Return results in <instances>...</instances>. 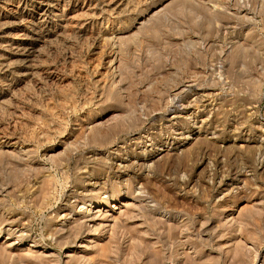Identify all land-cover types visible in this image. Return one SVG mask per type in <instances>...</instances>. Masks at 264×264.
Listing matches in <instances>:
<instances>
[{
    "label": "rangeland",
    "instance_id": "1",
    "mask_svg": "<svg viewBox=\"0 0 264 264\" xmlns=\"http://www.w3.org/2000/svg\"><path fill=\"white\" fill-rule=\"evenodd\" d=\"M54 1L0 0V264H264V0Z\"/></svg>",
    "mask_w": 264,
    "mask_h": 264
},
{
    "label": "bare ground",
    "instance_id": "2",
    "mask_svg": "<svg viewBox=\"0 0 264 264\" xmlns=\"http://www.w3.org/2000/svg\"><path fill=\"white\" fill-rule=\"evenodd\" d=\"M55 1H56V0H55ZM55 1H54V2H55ZM63 1H64V0H63ZM8 2H10V1H8ZM49 3H50V2H49ZM52 3H53V2H52ZM58 3H59V2H58ZM62 3H63V2H61V4H62ZM46 5H47V4H46ZM50 5H51V4H50ZM62 5H63V4H62ZM63 6H64V5H63ZM23 10H24V9H23ZM48 10H49V9H48ZM40 11H41V10H40ZM36 12H37V11H36ZM49 12H50V11H49ZM52 12H53V11H52ZM52 12H50V13H52ZM24 13H25V12H24ZM47 13H48V12H47ZM47 13H46V14H47ZM55 13H56V12H55ZM18 14H19V13H18ZM39 14H42V13H39ZM48 14H49V13H48ZM15 15H16V14H15ZM50 15H51V14H50ZM54 15H56V14H54ZM54 15H53V18H54ZM33 16H34V15H33ZM36 16H37V15H36ZM23 17H24V16H23ZM38 17H39V16H38ZM49 17H50V16H49ZM51 17H52V16H51ZM57 17H58V16H57ZM44 18H45V17H44ZM44 18H43V19H44ZM8 19H9V18H8ZM49 19H50V18H49ZM57 19H58V18H57ZM57 19H55V20H57ZM17 20H18V19H17ZM24 20H25V19H24ZM52 20H54V19H52ZM48 21H49V20H48ZM50 21H51V20H50ZM32 22H33V21H32ZM37 22H38V20H37ZM40 22H42V20H41ZM43 22H44V21H43ZM43 22H42L41 24H43ZM45 23H46V22H45ZM36 24H38V23H36ZM39 24H40V23H39ZM39 24H38V25H39ZM38 25H37V26H38ZM44 25H45V24H44ZM29 26H30V25H29ZM31 26H32V25H31ZM42 28H43V25H42ZM38 29H40V28H38ZM48 29H49V28H48ZM35 30H36V29H35ZM38 31H39V30H38ZM38 31H36V34H37ZM40 31H41V29H40ZM34 33H35V32H34ZM41 33H42V31H41ZM43 33L45 34L46 32H43ZM54 33H55V32H54ZM57 33H59V32H57ZM57 33H56V34H57ZM47 35H48V34H47ZM24 36H25V35H24ZM29 36H30V35H29ZM29 36H28V37H29ZM32 36H33V35H32ZM32 36H31V37H32ZM34 37H35V36H34ZM41 37H42V35H41L39 38H41ZM48 37H49V36H48ZM50 37H51V36H50ZM39 38H38V39H39ZM26 40H28V39H26ZM30 40H31V39H30ZM36 40H37V39H36ZM16 41H17V40H16ZM21 41H22V40H21ZM23 41H24V40H23ZM28 42H30V41H28ZM36 42H37V41H36ZM4 43H5V42H4ZM33 43H34V41H33ZM16 44H17V43H16ZM18 44H20V43H18ZM20 45H21V44H20ZM23 45H24V44H22V46H23ZM5 46H6V45H5ZM30 46H31V45H30ZM33 46H34V45H33ZM7 47H8V46H7ZM9 47H10V46H9ZM15 47H16V46H15ZM19 47H20V46H19ZM23 47H24V46H23ZM31 47H32V46H31ZM31 47H29V48H31ZM11 48H12V46H11ZM35 48H37V47H35ZM7 49H8V48H7ZM19 49H20V48H19ZM27 49H28V46H27ZM33 49H34V48H33ZM9 50H10V49H9ZM17 50H18V48H17ZM34 50H35V49H34ZM34 50H33V51H34ZM36 50H37V49H36ZM36 50H35V51H36ZM39 50H40V49H39ZM5 51H6V50H5ZM22 51H24V50H22ZM25 51H26V50H25ZM25 51H24V52H25ZM28 51H29V50H28ZM8 52H9V51H8ZM31 52H32V50H31ZM36 52H38V51H36ZM14 53H15V52H14ZM26 53H27V52H26ZM28 53H29V52H28ZM28 53H27V54H28ZM18 54H19V53H18ZM24 54H25V53H24ZM27 54H26V55H27ZM34 54L37 56V54H40V53H37V54L34 53ZM34 54H33V55H34ZM13 55H14V54H13ZM13 55H12V56H13ZM21 55H22V54H21ZM10 56H11V55H10ZM22 56H23V55H22ZM38 56H39V55H38ZM33 57H35V56H33ZM28 58H29V57H28ZM30 58H31V57H30ZM35 58H36V57H35ZM37 58H38V57H37ZM37 58H36V59H37ZM12 59H13V58H12ZM17 59H19V58L17 57ZM17 59H16V60H17ZM22 59H23V58H22ZM22 59H20L19 62L22 61ZM24 60H25V59H24ZM24 60H23V61H24ZM27 60H28V59H27ZM6 61H8V60H6ZM31 61H33V60H31ZM37 61H38V60H37ZM37 61H35V62H37ZM2 62H3V61H2ZM35 62H30V63H33V64H34ZM3 63H4V62H3ZM3 63H1V64H3ZM9 63H10V62H9ZM14 63L16 64V62H14ZM14 63H13V64H14ZM30 63H29V64H30ZM5 64H6L7 66L9 65V64H7V63H5ZM10 64H12V61H11ZM13 64H12V65H13ZM18 64H19V63H18ZM24 64H25V63H24ZM27 64H28V63H27ZM37 64H38V63H37ZM6 65H5V66H6ZM20 65H23V64H20ZM3 66H4V65H3ZM7 66H6V67H7ZM10 66H11V65H10ZM14 66H15V65H14ZM24 66H26L25 68H28V67H29V66L27 67L26 64H25ZM30 66H32V65H30ZM0 67H2V66L0 65ZM8 67H9V66H8ZM19 67H20V66H19ZM21 67H22V66H21ZM34 67H36V63H35V66H34ZM10 68H11V67H10ZM10 68H9V69H10ZM16 68H17V66H16ZM31 68H32V67H31ZM4 69H5V68H4ZM12 69H13V68H12ZM12 69H11V70H12ZM1 70H2V69H1ZM6 70H7V69H6ZM15 70H16V69H15ZM20 70H21V69H20ZM20 70H18V71H20ZM22 70H23V69H22ZM24 70H25V69H24ZM34 70H35V69H34ZM31 71H32V70H31ZM0 72H1V71H0ZM2 72H3V71H2ZM13 72H16V71L13 70ZM22 72H23V71H22ZM18 73H19V72H18ZM25 73H28V72H25ZM29 73H32V72H29ZM33 73H35V72L33 71ZM3 74H4V73H3ZM7 74H8V72H7ZM19 74H20V73H19ZM15 75H16V74H15ZM29 75H31V74H29ZM32 75H33V74H32ZM0 76H1V75H0ZM3 76H4V75H3ZM5 76H6V75H5ZM8 76H9V75H8ZM10 76H11V75H10ZM19 76H20V75H19ZM21 76H22V75H21ZM23 76H24V75H23ZM25 76H27V75H25ZM17 78H18V77H17ZM19 78H20V77H19ZM28 78H29V77H28ZM28 78H27V79H28ZM9 79H10V78H9ZM13 79H14V77H13ZM16 80H17V79H16ZM25 80H26V79H24V81H25ZM8 81H9V80H8ZM17 81H18V80H17ZM3 82H4V81H3ZM5 82H6V80H5ZM20 83H22V82H20ZM20 83H19V85H20ZM24 83H25V82H24ZM12 84H13V83H12ZM17 84H18V83H17ZM13 85H14V84H13ZM3 86H4V85H3ZM23 86H24V85H23ZM23 86H22V87H23ZM7 87H8V86H7ZM16 87H17V86H16ZM19 87H20V86H19ZM19 87H18V88H19ZM22 87H21V88H22ZM3 88H4V87H3ZM10 88H12V87H10ZM8 89H9V88H8ZM15 89H16V88H15ZM25 89H26V87H25ZM10 90H11V89H10ZM13 90H14V89H13ZM16 90H17V89H16ZM20 90H21V89H20ZM20 90L18 89L17 92L20 91ZM8 91H9V90H8ZM5 92H7V91H5ZM9 92H10V91H9ZM11 92H12V91H11ZM15 92H16V91H15ZM15 92H14V93H15ZM3 93H4V92H3ZM14 93H12V95H13ZM12 95H10V96H12ZM6 96H7V95H6ZM14 96H16V95L14 94ZM13 98H14V97H13ZM5 99H6V97H5L4 95L0 94V100H1V101H4ZM11 99H12V98H11ZM16 99H17V98H16ZM1 101H0V102H1ZM8 101H9V100H8ZM3 103H4V102H3ZM1 104H2V103H1ZM1 104H0V105H1ZM2 105H5V104H2ZM6 105H7V104H6ZM167 154H168V153H167ZM171 154H173V153H171ZM158 160H159V159H158ZM123 165H124V164H123ZM121 169H122V168H121ZM117 199H118V198H117ZM115 202H116V200H115L114 198L111 199V198H109V197H107V196L104 195V197H100V198L95 199V200H93V201L91 202V204H92L91 206H92L93 209L91 208V209H92V210H91V209L89 208V209H88V212H89V211H90V212L92 211V214H94L96 210H97L96 212H99L98 210L101 209L102 207H109V206L113 205V203H115ZM118 202H119V201H118ZM91 206H90V207H91ZM86 213H87V212H86ZM95 214H96V213H95ZM102 215H103V214H102ZM9 235H10V233H9ZM29 248H30V247H29Z\"/></svg>",
    "mask_w": 264,
    "mask_h": 264
}]
</instances>
